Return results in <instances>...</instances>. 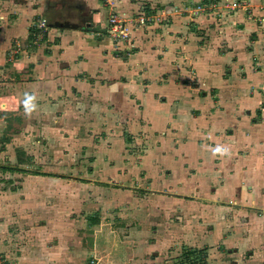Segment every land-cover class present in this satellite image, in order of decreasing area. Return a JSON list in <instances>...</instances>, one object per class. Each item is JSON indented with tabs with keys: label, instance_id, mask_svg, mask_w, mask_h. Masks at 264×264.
I'll return each instance as SVG.
<instances>
[{
	"label": "rangeland",
	"instance_id": "rangeland-1",
	"mask_svg": "<svg viewBox=\"0 0 264 264\" xmlns=\"http://www.w3.org/2000/svg\"><path fill=\"white\" fill-rule=\"evenodd\" d=\"M36 1L24 46L17 38L9 49L0 50V60L29 59V53L44 42L51 24L61 15L73 16L91 30L83 32L109 35L114 54L121 51L128 58L137 46L133 34L142 28L148 36L169 37L164 42L158 39V45L170 49L169 54L174 56L169 61L179 71L176 81L196 99L205 98L206 84L213 79L202 76L199 59H207L210 53L228 55L223 59L224 83L216 103L238 98L243 104L238 121L245 120L242 126L250 127L235 132L236 122L227 114L234 138L227 137L231 135L230 127L222 130L225 141L236 152L231 154L235 156L234 165H227L233 180H238L230 192L237 189L239 199L220 196L217 205L207 201L206 207L202 202L197 207H183L191 199L182 196L174 201L177 210L162 207L144 214L149 204L146 201L141 215L144 219H138L139 199L145 194L137 195L132 187L129 196L138 201L126 203L127 187L111 191L119 188L115 184L124 186V181H113L104 170L85 180L87 171L80 169L82 156L68 149L64 153L69 156L54 153L60 150V144L69 142L61 140L70 137L63 129L66 125L61 126L58 120L45 121L39 115L33 117L18 105L26 84L14 85L20 91L15 99L10 91H0V164L23 169L0 171V264H179L183 253L190 249L205 250L206 264H264V169L259 170L264 166V0H195L181 9L185 19L180 17L183 23L179 29L171 25L173 11L164 14L159 0H125L127 10L123 0H45L43 6ZM82 4V8L77 7ZM113 16L122 20L125 30L112 31ZM102 19L106 20L105 29L99 23ZM184 48H192V56ZM4 81L12 82L7 71L0 75V83ZM6 101L21 118L18 125L7 123L13 115L1 106ZM32 119L35 124H31ZM141 148L140 142L128 147L133 165L143 153ZM133 179L134 186L135 182L144 184L143 179L134 175ZM214 183L207 192H215ZM202 196L198 194L195 201ZM170 200L165 199L166 203ZM186 210L195 214H186ZM169 243L171 247L165 249Z\"/></svg>",
	"mask_w": 264,
	"mask_h": 264
},
{
	"label": "crops",
	"instance_id": "crops-1",
	"mask_svg": "<svg viewBox=\"0 0 264 264\" xmlns=\"http://www.w3.org/2000/svg\"><path fill=\"white\" fill-rule=\"evenodd\" d=\"M44 1L38 0L36 3L43 6ZM53 1L56 3L58 0ZM159 1L164 7V14L173 11L171 25L179 29L183 23L180 17L185 19L181 9L195 0ZM34 2L0 0V50L9 49L17 38H20L21 45L28 38L29 21L36 13ZM131 6L129 3V8ZM77 7L82 8L83 4ZM124 8L128 9L126 2ZM58 11L65 13L64 10ZM60 17L52 23L53 27L44 42L35 52L29 53V59L19 57L9 62L5 57L0 60V75L7 71L12 79L10 83L1 82L0 91H10L9 94L15 99L20 91L14 85L26 84L25 94L18 105L22 109L26 108V95L33 96L35 108L30 112L33 117L39 115L45 121L58 120L61 126L66 125L63 129L69 131L70 137L61 140L69 142L60 144V150L54 153L62 154L68 149L71 154L82 156L83 165L80 169L87 171L85 180L103 170L113 181L123 180L124 186L115 184L119 188L111 191L127 187L124 191L129 201L126 203L135 200V197L129 196L132 187H135L137 195L145 194L139 199V210H136L138 219H144L141 216L144 210V214H152L162 207L172 211L179 209L174 201H180L182 196L191 199L187 200L186 206L182 204L183 207H197L201 202L206 207L207 201L217 205L220 196L232 195L239 199L237 189L233 194L230 192V188L237 186L238 180H233L227 165L228 162L234 165L232 158L235 156L231 154L236 152L225 141L226 135L222 130L230 127L227 114L236 122L233 126L235 132L237 128L239 132L240 127L249 129L250 126H242L245 120L238 121V117L243 114V104L238 98L216 103L218 91L222 90L221 84L224 83L221 76L223 59L229 56L219 57L210 53L207 59H199L202 76L205 79L213 76V79L209 85L206 84L205 98L196 99L186 94L176 81L175 76L179 71L169 61L174 56L169 54L170 49L158 45V39L162 38L161 42L169 39L166 35L148 36L146 30L137 29L133 34L137 46L128 58L121 51L118 55L114 54L113 40L109 35L101 37L83 32L80 28L84 25L73 16ZM99 21H103L99 23L105 29L106 20ZM58 22L75 26L61 28L54 25ZM166 30L171 31L169 28ZM184 49H187L186 54L189 56L193 53L192 48ZM2 96L0 94V101ZM9 104L11 108H8ZM1 106L12 112L13 117L7 123L18 125L21 118L13 105L6 101ZM225 107L232 108V111H227ZM35 121L32 119L31 124H35ZM228 132L231 135L227 137L234 138L232 127L228 128ZM132 142H140L143 146V153L139 154L136 165L130 161L133 157L128 150ZM218 148L226 151L218 152ZM64 155L69 156L67 153ZM251 169L256 170L253 166ZM262 169L264 166L259 168L260 171ZM133 175L138 180L143 179L144 184L135 182L134 186ZM212 182H215L214 193L211 190L207 192V187L213 186ZM138 189L140 192L136 191ZM198 194L204 196L195 201ZM165 199H171L170 203H166ZM146 201H149L148 206ZM186 211V214H195ZM170 245L165 249L170 248ZM142 249H145L144 246Z\"/></svg>",
	"mask_w": 264,
	"mask_h": 264
},
{
	"label": "trees",
	"instance_id": "trees-1",
	"mask_svg": "<svg viewBox=\"0 0 264 264\" xmlns=\"http://www.w3.org/2000/svg\"><path fill=\"white\" fill-rule=\"evenodd\" d=\"M54 25L55 26H59L61 28H73L75 26V25H70L68 23H64L63 24L62 22L55 23ZM77 28H79V26ZM80 29L81 30H88L85 27L80 28ZM88 31L91 32V30H88ZM22 170L23 169H21L19 167L17 168V167H13V166H10V165H2V164H0V171H13V172H16V171H22ZM35 173L36 174H41L40 172H35ZM42 175H46V174L42 173ZM206 256H207V254L205 253V250L190 249V250H187V251H185L183 253L182 260H181V262L179 264H206V262H205Z\"/></svg>",
	"mask_w": 264,
	"mask_h": 264
},
{
	"label": "built area",
	"instance_id": "built-area-1",
	"mask_svg": "<svg viewBox=\"0 0 264 264\" xmlns=\"http://www.w3.org/2000/svg\"><path fill=\"white\" fill-rule=\"evenodd\" d=\"M111 23H112V27H113V30L112 31L114 33L120 32L122 29L125 30V27L126 26L124 27L122 20H119L118 17L113 16L111 18ZM41 24L44 26L45 25V22H42ZM127 29H128V32H129L130 31L129 28H127ZM125 36H126V34H125Z\"/></svg>",
	"mask_w": 264,
	"mask_h": 264
},
{
	"label": "clouds",
	"instance_id": "clouds-1",
	"mask_svg": "<svg viewBox=\"0 0 264 264\" xmlns=\"http://www.w3.org/2000/svg\"><path fill=\"white\" fill-rule=\"evenodd\" d=\"M34 100H35V98L33 96L26 95V100H25L26 113H30L35 108ZM217 151L218 152H223V151H226V150L218 148Z\"/></svg>",
	"mask_w": 264,
	"mask_h": 264
}]
</instances>
